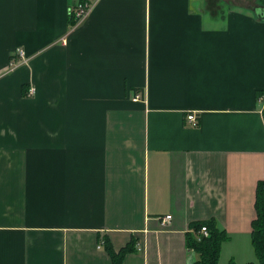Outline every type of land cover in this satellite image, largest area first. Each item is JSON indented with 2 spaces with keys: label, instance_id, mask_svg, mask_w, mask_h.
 I'll return each mask as SVG.
<instances>
[{
  "label": "crops",
  "instance_id": "1",
  "mask_svg": "<svg viewBox=\"0 0 264 264\" xmlns=\"http://www.w3.org/2000/svg\"><path fill=\"white\" fill-rule=\"evenodd\" d=\"M78 1L0 0V264H112L103 237H134L124 264H192L209 218L219 264L255 261L264 7L88 0L74 26Z\"/></svg>",
  "mask_w": 264,
  "mask_h": 264
},
{
  "label": "trees",
  "instance_id": "2",
  "mask_svg": "<svg viewBox=\"0 0 264 264\" xmlns=\"http://www.w3.org/2000/svg\"><path fill=\"white\" fill-rule=\"evenodd\" d=\"M259 1L260 3L264 2V0ZM258 96L264 98V91L259 92ZM255 209L256 217L252 220V245L255 250L256 261L244 264H264V179L257 183ZM203 226L208 229L209 234L207 236L200 232ZM190 227L191 230L186 234L187 247L199 254V259L192 264H219L222 245L229 239L228 232L218 226L215 218L193 221ZM103 238L104 247L111 257L112 264H124L126 255L136 249L134 237L119 250L114 248L108 237ZM228 264L239 263L232 258Z\"/></svg>",
  "mask_w": 264,
  "mask_h": 264
},
{
  "label": "built area",
  "instance_id": "3",
  "mask_svg": "<svg viewBox=\"0 0 264 264\" xmlns=\"http://www.w3.org/2000/svg\"><path fill=\"white\" fill-rule=\"evenodd\" d=\"M95 4L88 0H80L76 4L69 7L68 14L70 17H72L74 21V26H77L81 22H83L91 13L93 10ZM15 54L20 55L21 57H24V51L22 49H17ZM35 94V88L32 86L29 88L27 96H33ZM141 95H137L135 97V100H138ZM188 120L192 122L193 125H197V117L195 114H191L188 116ZM172 215H167L165 217L166 220L171 219ZM204 236H207L209 234L208 229L206 226H203L200 231Z\"/></svg>",
  "mask_w": 264,
  "mask_h": 264
},
{
  "label": "rangeland",
  "instance_id": "4",
  "mask_svg": "<svg viewBox=\"0 0 264 264\" xmlns=\"http://www.w3.org/2000/svg\"><path fill=\"white\" fill-rule=\"evenodd\" d=\"M204 3V7L210 16L215 18H221L224 13L228 12L231 9H243L249 10L260 3L259 0H202ZM264 3V2H263ZM257 10H262V7H259ZM260 11H256V13H260ZM256 261V260H255Z\"/></svg>",
  "mask_w": 264,
  "mask_h": 264
},
{
  "label": "water",
  "instance_id": "5",
  "mask_svg": "<svg viewBox=\"0 0 264 264\" xmlns=\"http://www.w3.org/2000/svg\"><path fill=\"white\" fill-rule=\"evenodd\" d=\"M262 10H263V8H262ZM262 10H261V11H262ZM256 11H260V10H256ZM261 11H260V12H261ZM257 14H258V13H257ZM260 14H261V13H259V14H258V16H259V17H261V15H260ZM261 18H262V17H261Z\"/></svg>",
  "mask_w": 264,
  "mask_h": 264
},
{
  "label": "flooded vegetation",
  "instance_id": "6",
  "mask_svg": "<svg viewBox=\"0 0 264 264\" xmlns=\"http://www.w3.org/2000/svg\"><path fill=\"white\" fill-rule=\"evenodd\" d=\"M260 7H264L263 5H261Z\"/></svg>",
  "mask_w": 264,
  "mask_h": 264
}]
</instances>
